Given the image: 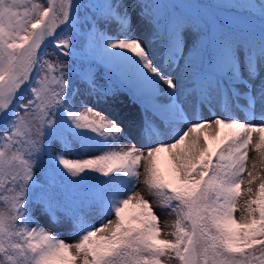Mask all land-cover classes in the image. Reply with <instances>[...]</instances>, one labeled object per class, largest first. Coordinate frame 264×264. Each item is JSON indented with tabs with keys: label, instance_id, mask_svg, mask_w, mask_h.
<instances>
[{
	"label": "snow or ice",
	"instance_id": "snow-or-ice-1",
	"mask_svg": "<svg viewBox=\"0 0 264 264\" xmlns=\"http://www.w3.org/2000/svg\"><path fill=\"white\" fill-rule=\"evenodd\" d=\"M258 167L264 0H0V264H264Z\"/></svg>",
	"mask_w": 264,
	"mask_h": 264
},
{
	"label": "rangeland",
	"instance_id": "rangeland-1",
	"mask_svg": "<svg viewBox=\"0 0 264 264\" xmlns=\"http://www.w3.org/2000/svg\"><path fill=\"white\" fill-rule=\"evenodd\" d=\"M169 2H179V0H169ZM193 2L200 3V4H203V5H214V4L243 3V2H246V0H193ZM251 2L252 3H258V0H251ZM210 11H214L215 12V11H219V10L210 9ZM117 103L121 107L118 108V107H115V105H113V107L109 108L108 111L112 112L114 114H118V113H120L121 108L126 106V101L123 100V99L119 100ZM126 114H127V112H125V115ZM254 136H253V140H254ZM210 143H211V141H210ZM256 154L257 153H256L254 147L250 146L249 162H248L249 163V167H251L252 158L254 156H257ZM161 169L163 171H165V173L167 174V166H166V163H165L163 157H162V161H161ZM258 170L260 171V173L262 175H264V167H258ZM245 178H246V174H245ZM246 186H247L246 184L242 185V189L246 188ZM253 187L255 189L256 185L254 184ZM136 190L140 191L145 196L146 199L150 200L153 210L156 212L157 216L160 217V227L162 229L161 238H163V239H174V237L168 235V233L171 232L172 229L170 227H167L166 225L170 224L172 221H174L175 216L174 215H171V216L167 215V210L166 209H162L159 206L158 198H154L152 196H149L147 191L144 189V187L142 185H137L136 186ZM247 198H248L247 195L242 194L241 197L238 200V209H240V210H238V211H236L234 213V215H235V217L237 219H239L240 216L243 214L242 213V208H243V205H244L245 200ZM94 222L97 224V226H99V220H96ZM61 238L65 239L68 242H71L73 239H75L74 237H68V236L64 235L63 233H61ZM173 264H175L174 261H173Z\"/></svg>",
	"mask_w": 264,
	"mask_h": 264
},
{
	"label": "bare ground",
	"instance_id": "bare-ground-1",
	"mask_svg": "<svg viewBox=\"0 0 264 264\" xmlns=\"http://www.w3.org/2000/svg\"><path fill=\"white\" fill-rule=\"evenodd\" d=\"M255 135V134H254ZM258 141V136L257 135H255L254 136V140H253V144L255 143V142H257ZM254 147V146H253ZM257 155V154H256ZM254 157H256V156H254Z\"/></svg>",
	"mask_w": 264,
	"mask_h": 264
}]
</instances>
